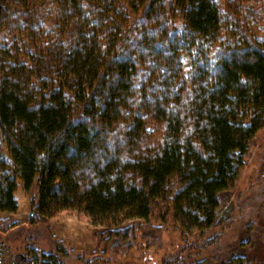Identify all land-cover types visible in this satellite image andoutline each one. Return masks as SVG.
Here are the masks:
<instances>
[{
  "label": "trees",
  "instance_id": "16d2710c",
  "mask_svg": "<svg viewBox=\"0 0 264 264\" xmlns=\"http://www.w3.org/2000/svg\"><path fill=\"white\" fill-rule=\"evenodd\" d=\"M263 127L264 0H0V213L35 184L30 224L83 213L104 249L133 248L132 219L144 239L205 233L230 223L222 197Z\"/></svg>",
  "mask_w": 264,
  "mask_h": 264
},
{
  "label": "rangeland",
  "instance_id": "374dc122",
  "mask_svg": "<svg viewBox=\"0 0 264 264\" xmlns=\"http://www.w3.org/2000/svg\"><path fill=\"white\" fill-rule=\"evenodd\" d=\"M14 196L16 212L0 213V245L4 244L9 255L31 245L58 254L64 264H160L172 257L184 264H227L235 257L245 258L248 264H264V127L253 138L236 186L222 197V214L231 217L230 223L205 233H182L165 226L158 235L149 230L152 234L144 239L148 224L144 219H132L124 224L136 228L133 248L128 252L104 249L98 242L102 227L90 223L83 213L63 211L45 223L30 224V203L37 197L35 184L23 190L18 183ZM154 224L158 223L151 220V227Z\"/></svg>",
  "mask_w": 264,
  "mask_h": 264
}]
</instances>
